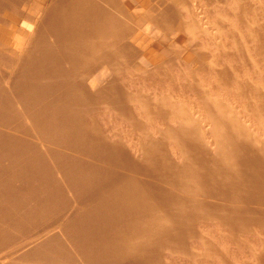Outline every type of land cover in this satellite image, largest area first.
Returning <instances> with one entry per match:
<instances>
[{
    "label": "rangeland",
    "instance_id": "rangeland-1",
    "mask_svg": "<svg viewBox=\"0 0 264 264\" xmlns=\"http://www.w3.org/2000/svg\"><path fill=\"white\" fill-rule=\"evenodd\" d=\"M114 3L0 0V264H264V216L225 213L261 206L186 178L205 173L198 154H216L223 129L264 157V0H138L170 51L144 65ZM205 200L218 206L195 212Z\"/></svg>",
    "mask_w": 264,
    "mask_h": 264
},
{
    "label": "bare ground",
    "instance_id": "bare-ground-1",
    "mask_svg": "<svg viewBox=\"0 0 264 264\" xmlns=\"http://www.w3.org/2000/svg\"><path fill=\"white\" fill-rule=\"evenodd\" d=\"M48 1V0H47ZM141 1H143V0H141ZM153 1V0H152ZM164 1V0H163ZM166 1V0H165ZM207 1H212V0H207ZM40 2V1H39ZM91 2V1H90ZM106 2V1H105ZM137 2H138V0H115V5L117 6V13L118 14H122L123 16H125L126 18H130L131 19V24H132V30H133V33H134V36H133V43H134V48L136 49V52H137V58L140 60V62H141V64H143L144 65V63H146V61H147V59H146V54L148 53V52H150V51H152V52H154V53H156V54H159V55H168L169 54V52H168V50H167V47H166V45L167 44H169V42H168V38H165V37H163V38H160V40L159 41H157V40H155V41H153L151 38H148V36L151 34V27H150V25L148 24V23H146L145 21H144V18H141V17H143V15H142V10H140V7L137 5ZM224 2V1H223ZM79 3V2H78ZM164 3V2H163ZM169 3V2H168ZM76 4V3H75ZM171 4V3H170ZM183 4H184V2H183ZM189 4V3H188ZM191 4V3H190ZM23 6H24V8H26L27 7V5H25V4H22ZM38 5V4H37ZM91 5V4H90ZM12 6V5H11ZM89 6V5H88ZM166 6V5H165ZM195 6V5H194ZM144 7V6H143ZM147 7V6H146ZM156 7V6H155ZM23 8V9H24ZM28 8V7H27ZM37 9H34V10H36V12L38 13V15H40L41 17H42V13H43V11H41V9L43 8L42 6H38V7H36ZM1 9V8H0ZM188 9H189V7H188ZM104 10V9H103ZM23 11V10H22ZM26 11V10H25ZM147 11V10H146ZM150 11V10H149ZM153 11V10H152ZM180 11V10H179ZM185 11V10H184ZM199 11V10H198ZM7 12V11H6ZM35 12V11H34ZM172 12V11H171ZM175 12V11H174ZM193 12V11H192ZM106 13V12H105ZM169 13V12H168ZM173 13V12H172ZM171 13V14H172ZM184 13H187V14H189L188 13V11L186 10ZM92 14H94V13H92ZM103 14V13H102ZM108 14V13H107ZM112 14V13H111ZM115 14V13H114ZM144 14V13H143ZM151 14V13H150ZM152 14H153V12H152ZM174 14V13H173ZM110 15V14H109ZM183 15V14H182ZM190 15V14H189ZM39 16V17H40ZM106 16V15H105ZM144 16H146V15H144ZM108 17V16H107ZM116 17V16H115ZM154 17V16H153ZM168 17V16H167ZM175 17V16H174ZM180 17V16H179ZM96 18V17H95ZM177 18V17H176ZM47 19V18H46ZM172 19H173V17H172ZM4 20V19H3ZM97 20V19H96ZM174 20V19H173ZM88 21V20H87ZM108 21V20H107ZM129 21V20H128ZM19 22V21H18ZM85 22H86V20H85ZM90 22V21H89ZM43 23V22H42ZM102 23V22H101ZM172 23H174V22H172ZM82 24V23H81ZM92 24V23H91ZM100 24V23H99ZM105 24V23H104ZM3 25V24H2ZM31 25V24H30ZM86 25H89V24H86ZM171 25V24H170ZM221 25V24H220ZM3 27H4V25H3ZM222 27V26H221ZM220 27V28H221ZM21 28V27H20ZM99 28V27H98ZM120 28H121V26H120ZM152 28H153V26H152ZM4 29V28H3ZM6 29V28H5ZM44 29V28H43ZM92 29V28H91ZM155 29H157V28H155ZM23 30V29H22ZM93 30V29H92ZM101 30V29H100ZM103 30V29H102ZM101 30V31H102ZM94 31V30H93ZM180 31V30H179ZM86 32V31H85ZM109 32V31H108ZM141 32V33H140ZM158 32V31H157ZM12 33V32H11ZM25 33H26V31H25ZM87 33V32H86ZM102 33V32H101ZM153 33H154V31H153ZM153 33H152V36H154L153 35ZM177 33V32H176ZM3 34V33H2ZM6 34V33H5ZM27 34H29V33H27ZM91 34V33H90ZM114 34V33H113ZM142 34V35H141ZM154 34H156V37L157 36H159V35H157V34H160V33H154ZM179 34H180V32H179ZM17 35V34H16ZM182 35V34H181ZM30 36V35H29ZM28 36V37H29ZM36 36V35H35ZM44 36V35H43ZM86 36V35H85ZM94 36V35H93ZM151 36V37H152ZM163 36V35H162ZM5 37V36H4ZM14 38H15V36H13ZM48 37V36H47ZM126 37V36H125ZM160 37H161V35H160ZM182 37L183 36H180V35H178L177 34V36L174 38V41L176 40L177 42H179V43H181V42H183V39H182ZM96 38V37H95ZM155 38V37H154ZM153 38V39H154ZM157 38H159V37H157ZM0 39H1V37H0ZM34 39V38H33ZM100 39V38H99ZM99 39H98V41H99ZM128 39V38H127ZM151 39V40H150ZM7 40V39H6ZM32 40V39H31ZM38 40V39H37ZM121 40H122V38H121ZM171 40V39H170ZM169 40V41H170ZM27 41V40H26ZM86 41V40H85ZM132 41V40H131ZM262 41V40H261ZM123 42V41H122ZM177 42H175L176 44H177ZM3 43V42H2ZM11 43H13V42H11ZM23 43H25L24 42V40L22 41V43H21V46H22V44ZM27 43V42H26ZM28 43H30V42H28ZM121 43V42H120ZM171 43V42H170ZM175 43H174V45H175ZM14 44V43H13ZM32 44V43H31ZM110 44V43H109ZM126 44V43H125ZM186 44H188V43H186ZM34 45V44H33ZM122 45V44H121ZM133 45V44H132ZM171 45H172V43H171ZM185 45V44H184ZM27 46V45H26ZM254 46V45H253ZM0 47H3L2 45L0 46ZM7 47V46H6ZM15 47V46H14ZM25 47V46H24ZM24 47H20L19 49H17V50H15V51H12L13 52V54H20L21 52H22V50L24 49ZM122 47V46H121ZM130 47V46H129ZM170 47V46H169ZM173 47H175V46H173ZM180 47V46H179ZM183 47H185V46H183ZM255 47V46H254ZM25 48H27V47H25ZM92 48V47H91ZM98 48V47H97ZM172 48V47H171ZM253 48V47H252ZM15 49V48H14ZM90 49V48H89ZM96 49V48H95ZM108 49V48H107ZM169 49V48H168ZM178 48H176V50H177ZM184 49V48H183ZM182 49V50H183ZM254 49V48H253ZM26 50V49H25ZM174 50V49H173ZM173 50H171V52L173 51ZM186 50V49H185ZM198 50V49H197ZM3 51H6V50H4L3 49ZM28 51V50H27ZM99 51V50H98ZM7 52V51H6ZM11 52V53H12ZM129 52V51H128ZM174 52V51H173ZM178 52H181V50L180 51H178ZM183 52V51H182ZM185 52V51H184ZM111 53V52H110ZM109 53V54H110ZM153 53V54H154ZM176 53V52H175ZM186 53V52H185ZM189 53V52H188ZM22 54V53H21ZM29 54V53H28ZM178 54V53H177ZM180 54V53H179ZM178 54V55H179ZM183 54V53H182ZM128 55H130V54H128ZM136 55V54H135ZM176 55V54H175ZM152 56H155V55H152ZM183 56V55H182ZM187 56V55H186ZM184 57L183 56V59H185V61L186 62H188L189 64H190V59L188 58V57ZM189 56V55H188ZM130 57V56H129ZM148 57H150V56H148ZM160 57V56H159ZM158 57V58H159ZM162 57V56H161ZM160 57V58H161ZM171 57V56H170ZM169 57V58H170ZM175 57V56H174ZM64 58V57H63ZM110 58V57H109ZM112 58V57H111ZM130 58H132V57H130ZM168 58V59H169ZM127 59V58H126ZM155 59V58H154ZM162 59V58H161ZM164 59V58H163ZM172 59V58H171ZM175 59H177V58H175ZM183 59H181V60H183ZM195 59V58H194ZM111 60V59H110ZM138 60V61H139ZM159 60V59H158ZM37 61V60H36ZM64 61V60H63ZM150 61V60H149ZM185 61H184V63H185ZM108 62V61H107ZM159 62V61H158ZM182 62V61H181ZM96 63V62H95ZM160 63H161V61H160ZM159 63V64H160ZM162 63H163V61H162ZM161 63V64H162ZM187 63V64H188ZM132 64V63H131ZM164 64V63H163ZM177 64H178V62H177ZM186 64V63H185ZM186 64V65H187ZM191 64H192V67H193V63L191 62ZM195 64V63H194ZM203 63H201V65H202ZM133 65V64H132ZM102 66V65H101ZM134 66V65H133ZM161 66V65H160ZM7 67V66H6ZM46 67V66H45ZM115 67V66H114ZM127 67H128V65H127ZM146 67V66H145ZM149 67H151V66H149ZM178 67V66H177ZM191 67V66H190ZM131 68V67H130ZM136 68V67H135ZM102 69V68H101ZM107 70V69H106ZM143 70V69H142ZM146 70H147V68H146ZM191 70V69H190ZM202 70V69H201ZM103 71V70H102ZM8 73V72H7ZM222 73V72H221ZM105 74H107V73H105L104 71L102 72V75H103V77H102V81L104 82V79L107 77V75H105ZM196 74V73H195ZM106 76V77H105ZM111 76V75H110ZM98 77V76H97ZM193 78H195V77H193ZM8 79V82H7V84L9 83V78H7ZM122 79V78H121ZM106 83V82H105ZM102 84V82L99 80V77H98V80L97 79H95L94 81H90L89 80V78H84L83 80H82V86H83V91H85V92H88V90H92V91H94V90H96V89H98L99 88V86ZM190 84V83H189ZM105 85V84H104ZM107 85V84H106ZM11 87V86H10ZM189 87V86H188ZM8 88V87H7ZM115 91V90H114ZM210 102V101H209ZM13 105V104H12ZM209 105H211L210 103H209ZM216 105H218V103L216 104ZM208 106V105H207ZM210 107V106H209ZM234 107V106H233ZM246 107H248V105L246 106ZM212 108V107H211ZM24 109V108H23ZM213 110H214V108H212ZM255 109H256V107H255ZM19 110V109H18ZM135 110V109H134ZM262 110V109H261ZM25 111V110H24ZM211 111V110H210ZM220 111L222 112V110L220 109ZM255 111V110H254ZM160 113V112H159ZM172 113V112H171ZM209 112H207V114H208ZM211 113H212V111H211ZM211 113H209V114H211ZM214 113H216L217 114V110H215L214 111ZM223 113V112H222ZM259 113V112H258ZM213 114V113H212ZM264 114V113H263ZM219 115L220 114H218L217 116L219 117ZM212 116V115H211ZM221 116V115H220ZM205 117V116H204ZM214 117V115L211 117V118H213ZM227 117H229V116H227ZM11 118V117H10ZM164 118V117H163ZM190 118V117H189ZM215 118V117H214ZM222 118V117H221ZM188 119V118H187ZM231 119V118H230ZM240 119V118H239ZM242 119V118H241ZM190 120V119H189ZM213 120V119H212ZM222 120H223V118H222ZM225 121V120H224ZM233 121V120H232ZM184 122V121H183ZM182 122V123H183ZM228 122V121H227ZM231 122V121H230ZM241 122V121H240ZM193 123H194V121H193ZM208 123V122H207ZM213 123H215L216 124V121H215V119L213 120ZM199 124V123H198ZM202 124V123H201ZM211 124V123H210ZM183 125V124H182ZM186 125H188L187 123H186ZM214 125V124H213ZM212 125V126H213ZM239 125H240V123H239ZM190 126H193V125H190ZM204 126V125H203ZM218 126V125H217ZM222 126H225V125H222ZM227 126H228V124H227ZM234 126V125H233ZM232 126V128L234 129V127ZM200 127L201 126H199V125H195V126H193V133L192 134H194V133H198L199 131L198 130H200ZM184 128V127H183ZM217 128V127H216ZM215 128V129H216ZM171 129V128H170ZM207 129V128H206ZM211 129V128H210ZM213 129V128H212ZM187 130V129H186ZM203 130V129H202ZM209 130V129H208ZM214 130V129H213ZM228 130H230V129H228ZM241 130V129H240ZM246 130V129H245ZM172 131H173V129H172ZM207 131V130H206ZM223 131H224V129H223ZM223 131H214L215 133H213V134H215V136L218 138V142H217V144L215 145V146H217V148H216V154H212V152H209V151H202L201 149H197L198 151H200L201 150V153H203V155L200 153V156H199V154H198V157L197 158H199V159H201V160H203V164H198V167H199V165H202L203 166V169H204V171H202V172H205L204 174H202V175H199V176H197V175H192V173H191V167H190V171L188 170V176L186 177L187 179H189V178H192L195 182H197V183H199V185H200V190H199V193L200 194H202V196L204 195V197H210V198H224V199H235V200H239V201H242V200H244L245 202H247L248 203V205H249V208H250V204L251 205H258V206H261V208H259V210H253V209H248L247 208V206H246V210L245 209H238V208H228L227 209V212H225L224 211V209H223V207H221V210H223L222 212H225V213H227L228 215H230V214H232L233 216H234V214L236 215V214H240L241 212H245L247 215H257V216H261V217H263L264 216V209H262V207H264V200H262V199H260V197L259 196H262V195H264V157H261V156H263L261 153H259V150H258V152H256V151H254L253 149H248V147H247V142L245 143V144H243V143H239L238 141H231L230 139H229V137L227 136V135H225L224 133H223ZM235 131V130H234ZM239 131V130H238ZM189 132V131H188ZM224 132H228V131H224ZM233 132V131H232ZM190 133V132H189ZM210 133V132H209ZM208 133V134H209ZM255 133V132H254ZM191 134V133H190ZM233 134V133H232ZM171 135V134H170ZM200 135H201V133H200ZM210 135V134H209ZM241 135V134H240ZM239 135V136H240ZM254 135V134H253ZM164 136H165V134H164ZM190 136V135H189ZM192 136V135H191ZM199 136V135H198ZM242 136V135H241ZM213 137V136H212ZM250 137V136H249ZM256 139H257V137L256 136H254ZM172 138H173V136H172ZM175 138V137H174ZM187 137L185 136V139H186ZM237 138H238V136H237ZM245 138V137H244ZM243 138V139H244ZM255 138H253V140H255ZM197 139V138H196ZM214 139H216V138H214ZM236 139V138H235ZM234 139V140H235ZM259 139V138H258ZM170 140V139H169ZM195 140V139H194ZM261 140V139H260ZM259 140V141H260ZM158 141H160V140H158ZM162 141V140H161ZM196 141V140H195ZM195 141L193 142V140H192V142L193 143H195ZM199 141V140H198ZM244 141H246V140H244ZM258 141V140H257ZM258 141V142H259ZM56 142V141H55ZM157 142V141H156ZM155 142V143H156ZM182 142V141H181ZM189 142V141H188ZM191 142V143H192ZM203 142V141H202ZM264 142V141H263ZM250 143H251V141H250ZM253 143V142H252ZM254 143H256V142H254ZM153 144H154V142H153ZM159 144V143H158ZM190 144V143H189ZM262 144V143H261ZM2 145V144H1ZM155 145V144H154ZM159 145H161V144H159ZM186 145V144H185ZM198 145V144H197ZM151 146V145H150ZM189 146V145H188ZM214 146V145H213ZM251 147H253V145H250ZM256 146H257V144H256ZM200 147V146H199ZM250 147V148H251ZM264 147V146H263ZM197 148V147H196ZM205 148V147H204ZM207 148V147H206ZM151 149V148H150ZM182 149V148H181ZM257 149V148H256ZM258 149H259V147H258ZM194 151H196V150H194ZM197 151V152H198ZM180 152V151H179ZM196 152V153H197ZM264 154V153H263ZM149 155V154H148ZM167 155V154H166ZM202 155V156H201ZM157 157V156H156ZM201 157V158H200ZM248 157V158H247ZM165 158V157H164ZM189 158V157H188ZM191 158H195V157H192V155H191ZM196 159V158H195ZM130 160V159H129ZM149 160V159H148ZM201 160H200V162H201ZM186 161H187V159H186ZM189 161H191V159L190 160H188V162ZM198 161V160H197ZM196 161V162H197ZM160 162V161H159ZM167 162V161H166ZM187 162V163H188ZM155 163V162H154ZM168 163V162H167ZM189 163H193L192 161L191 162H189ZM228 163H230V164H228ZM169 164V163H168ZM186 164V163H185ZM197 164H195L194 166H196ZM154 165V164H153ZM159 165H161L160 163H159ZM167 165V164H166ZM179 165V164H178ZM188 165H190V164H187V167H188ZM192 165V164H191ZM190 165V166H191ZM136 166V165H135ZM169 166H170V168H172L171 166V164H169ZM175 166V165H174ZM184 166H186V165H184ZM150 167V166H149ZM153 167H155V166H153ZM183 167V166H182ZM163 168H165L164 166H163ZM169 168V169H170ZM179 168H181V167H178V169ZM195 168V167H194ZM201 168V167H200ZM256 168L257 169H259V170H261L260 172L262 173V175H260L259 173V175H257V174H254L255 173V171H253L254 169L256 170ZM136 169V168H135ZM157 169L158 168H156V171H157ZM174 169V168H173ZM175 169H177L176 167H175ZM178 169H177V171H178ZM196 169H198V168H196ZM152 170H154V169H152ZM167 170V169H166ZM180 170H182V169H180ZM185 170H187V168H185ZM184 170V171H185ZM149 171H151V169H149ZM155 171V170H154ZM153 171V172H154ZM164 171V170H163ZM198 171H200L199 169H198ZM257 171V170H256ZM182 172H183V170H182ZM186 172V171H185ZM201 172V173H202ZM259 172V171H258ZM151 173H152V171H151ZM150 173V174H151ZM157 173H160V172H157ZM162 173V172H161ZM168 173V172H167ZM194 173V172H193ZM154 174V173H153ZM155 174H156V172H155ZM164 174H166V173H164ZM175 174V173H174ZM183 174V173H182ZM187 174V173H186ZM195 174H196V172H195ZM198 174H199V172H198ZM136 175H137V173H136ZM159 175V174H158ZM168 175V174H167ZM191 175V176H190ZM138 176V175H137ZM148 176V175H147ZM163 175H161V177H162ZM171 175H168V179H165L166 181H167V185H168V180L170 181V179H171V177H170ZM176 177H178L177 175H175ZM181 176V175H180ZM186 176V175H185ZM196 176V177H195ZM151 177V176H150ZM161 177H159L160 179H161ZM169 177H170V179H169ZM173 177V176H172ZM184 177V176H183ZM156 178V177H155ZM163 178H164V176H163ZM162 178V179H163ZM174 178V180H175V177H173ZM138 180V179H137ZM159 180V179H158ZM165 180H164V182H165ZM176 181V180H175ZM182 181H184V180H182ZM142 182V181H141ZM148 182V181H147ZM155 182V181H154ZM191 182V181H190ZM139 183V182H138ZM149 183V182H148ZM147 183V184H148ZM159 183V182H158ZM173 183V182H172ZM162 184V180H161V183H160V185ZM163 185V184H162ZM164 185H166V183L164 184ZM173 185V184H172ZM171 185V187H173ZM177 185H179V184H177L176 183V186ZM182 185H183V183H182ZM181 185V186H182ZM148 186V185H147ZM154 186V185H153ZM168 186H170V185H168ZM175 186V187H176ZM180 186V185H179ZM178 186V187H179ZM154 187H156V186H154ZM157 187H158V185H157ZM164 187V186H163ZM165 187H167V186H165ZM191 187V186H190ZM194 187V186H193ZM195 187H196V185H195ZM162 188V187H161ZM168 188V187H167ZM155 190H156V188H154ZM153 190V189H152ZM154 190V191H155ZM164 190V189H163ZM169 190V189H168ZM156 191H159V190H156ZM169 191H171V190H169ZM178 191V190H177ZM195 191H197V190H195ZM149 192V191H148ZM161 190H160V194H159V196H164V195H162V194H164V192H166V191H164L162 194H161ZM186 192V191H185ZM150 193H152V192H150ZM159 193V192H158ZM170 194H171V192H169ZM169 193H167V195H166V197H163V199L164 198H167L170 194ZM173 193V192H172ZM195 193V192H194ZM171 195H173L174 196V193L173 194H171ZM177 195V194H176ZM175 195V196H176ZM207 195V196H206ZM153 196H155V195H153ZM157 196V195H156ZM174 196V197H175ZM179 197V196H178ZM203 197V198H204ZM263 198H264V196H262ZM158 198V197H157ZM169 198H171L172 199V197L171 196H169ZM245 198L246 199H248V200H245ZM155 199V198H154ZM163 199H161V200H163ZM168 199V198H167ZM166 199V200H167ZM191 199V198H190ZM208 199V198H207ZM206 199V200H207ZM165 200V199H164ZM206 200L205 201H201L200 202V205L198 206V207H195V212H198V211H196V209L197 210H199V209H201V210H206V211H208V210H211L212 208H216L218 205H216V207H214V205L212 206V205H207V203L208 202H206ZM215 200V199H214ZM153 201V200H152ZM160 201V200H159ZM171 201V200H170ZM176 201H177V199H176ZM186 201L187 200H185V204H186ZM190 201V200H189ZM189 201H187V202H189ZM199 201V200H198ZM229 201V200H228ZM169 202V201H168ZM173 202V201H172ZM181 202V200L179 199V203ZM234 202V201H233ZM162 203V202H161ZM165 202H163V204H164ZM175 203H177V202H175ZM175 203H174V205H175ZM184 204V202L182 203V205ZM211 204H212V202H211ZM226 204V203H225ZM240 204V203H239ZM181 205V204H180ZM181 205V206H182ZM191 204H189L188 206L186 205V207H189ZM170 206V205H169ZM172 206V205H171ZM170 206V207H171ZM193 206H194V204H193ZM193 206H191L192 208H194ZM238 206V205H237ZM245 206V205H244ZM183 208H185L184 206H182ZM242 207V206H241ZM182 208V209H183ZM211 208V209H210ZM254 208V207H253ZM157 209V208H156ZM161 209V208H160ZM186 209V208H185ZM213 209V210H214ZM179 210V209H178ZM217 210V209H216ZM219 210V209H218ZM217 210V211H218ZM244 210V211H243ZM183 211H184V209H183ZM192 211H194L193 209H191V214H192ZM215 211V210H214ZM169 212V211H168ZM181 212V211H180ZM195 212H194V215H195ZM209 212V211H208ZM219 212V211H218ZM221 212V213H222ZM199 213V212H198ZM168 214V213H167ZM176 214V213H175ZM174 214V215H175ZM190 214V213H189ZM190 214V215H191ZM245 214V215H246ZM177 215H178V213H177ZM176 215V216H177ZM167 216V215H166ZM172 216H173V214H172ZM171 215H169V218L171 219V220H173L174 222L176 221V216L175 217H172ZM193 216V215H192ZM222 217H220V218H223V216H226V215H221ZM168 217V216H167ZM166 217V218H167ZM179 217V216H178ZM177 217V218H178ZM213 217V216H212ZM227 217H229V216H227ZM232 217V216H231ZM240 216H238V218H239ZM246 217V216H245ZM244 217V218H245ZM250 220H253V219H251L249 216H247ZM252 217V216H251ZM261 217H260V219H261ZM236 218V217H235ZM168 219V218H167ZM186 219V218H185ZM229 219V218H228ZM240 219V218H239ZM263 219V218H262ZM227 220V219H226ZM233 220V219H232ZM243 220V219H242ZM246 220V219H245ZM169 221V220H168ZM178 221V220H177ZM180 221V220H179ZM244 221V220H243ZM246 221H248V220H246ZM255 221V220H254ZM257 221H259V220H257ZM213 222V221H212ZM211 222V223H212ZM234 222V221H233ZM171 223H172V221H171ZM178 223V222H177ZM173 224V223H172ZM175 224V223H174ZM179 224V223H178ZM208 224V223H207ZM244 224V223H243ZM246 224V223H245ZM226 227V226H225ZM179 228V227H178ZM181 228V227H180ZM194 229V228H193ZM180 232V231H179ZM182 232V231H181ZM240 233V232H239ZM189 236V235H188ZM165 240V239H164ZM163 242V241H162ZM29 243H31V242H29ZM174 245V244H173ZM175 246V245H174ZM178 246V245H177ZM170 248V247H169ZM172 248H173V246H172ZM16 249V248H15ZM9 261V260H8ZM2 262V261H1ZM5 263H6V261H5ZM7 264V263H6Z\"/></svg>",
    "mask_w": 264,
    "mask_h": 264
}]
</instances>
